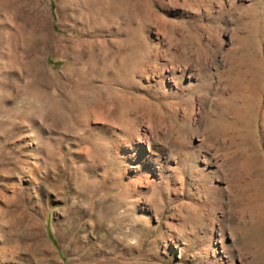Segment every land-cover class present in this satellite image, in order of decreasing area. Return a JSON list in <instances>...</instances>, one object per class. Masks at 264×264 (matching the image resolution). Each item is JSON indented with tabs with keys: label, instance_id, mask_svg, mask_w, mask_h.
<instances>
[{
	"label": "rangeland",
	"instance_id": "374dc122",
	"mask_svg": "<svg viewBox=\"0 0 264 264\" xmlns=\"http://www.w3.org/2000/svg\"><path fill=\"white\" fill-rule=\"evenodd\" d=\"M0 264H264V0H0Z\"/></svg>",
	"mask_w": 264,
	"mask_h": 264
}]
</instances>
